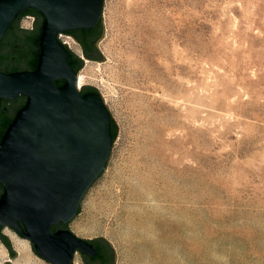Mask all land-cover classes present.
<instances>
[{"label": "rangeland", "instance_id": "1", "mask_svg": "<svg viewBox=\"0 0 264 264\" xmlns=\"http://www.w3.org/2000/svg\"><path fill=\"white\" fill-rule=\"evenodd\" d=\"M100 25V60L58 36L117 128L67 228L114 264H264V0H102Z\"/></svg>", "mask_w": 264, "mask_h": 264}, {"label": "water", "instance_id": "2", "mask_svg": "<svg viewBox=\"0 0 264 264\" xmlns=\"http://www.w3.org/2000/svg\"><path fill=\"white\" fill-rule=\"evenodd\" d=\"M101 11L102 0H0V229L50 264H73L77 251L84 264H114L106 240L67 228L117 131L97 90L77 88L84 58L101 59ZM23 16L34 18L33 30L19 28ZM60 34L80 44L82 61ZM0 240L16 256L7 236Z\"/></svg>", "mask_w": 264, "mask_h": 264}, {"label": "bare ground", "instance_id": "3", "mask_svg": "<svg viewBox=\"0 0 264 264\" xmlns=\"http://www.w3.org/2000/svg\"><path fill=\"white\" fill-rule=\"evenodd\" d=\"M82 85V77L77 75V88H79ZM6 235L11 240L12 246L17 254L16 260L13 262V264H31V255L27 246L26 239L20 237L10 232H5ZM0 256H2V253L0 252ZM50 264V263H49Z\"/></svg>", "mask_w": 264, "mask_h": 264}, {"label": "flooded vegetation", "instance_id": "4", "mask_svg": "<svg viewBox=\"0 0 264 264\" xmlns=\"http://www.w3.org/2000/svg\"><path fill=\"white\" fill-rule=\"evenodd\" d=\"M33 21H34V18H33ZM80 48H81V46H80ZM81 50H82V48H81ZM82 53H83V51H82ZM2 233V232H1ZM96 238H98V237H96ZM92 240V239H91ZM105 240V239H104ZM1 241V240H0ZM107 241V240H106ZM108 242V241H107ZM1 243H2V241H1ZM109 243V242H108ZM2 245L5 247V245L2 243ZM109 245H110V243H109ZM111 246V245H110ZM111 248H112V246H111ZM113 249V248H112ZM5 250H6V252H7V256H8V260H5V262L7 261V262H10L11 263V259L12 258H10L9 257V254H8V249L5 247ZM114 251V250H113ZM77 252H79V251H77ZM79 255H80V261H81V264H84V262H83V260H82V257H81V254H80V252H79Z\"/></svg>", "mask_w": 264, "mask_h": 264}, {"label": "trees", "instance_id": "5", "mask_svg": "<svg viewBox=\"0 0 264 264\" xmlns=\"http://www.w3.org/2000/svg\"><path fill=\"white\" fill-rule=\"evenodd\" d=\"M23 17H24V16H23ZM30 17H31V16H30ZM21 18H22V17H21ZM32 18H33V17H32ZM100 34H101V33H100ZM99 37H100V36H99ZM98 39H99V38H98ZM98 39H97V40H98ZM97 40H96V41H97ZM96 41H95V42H96ZM95 42H94V43H95ZM68 51L71 52L69 49H68ZM71 53H72V52H71ZM72 54H73V53H72ZM73 55H74V54H73ZM74 56H75V55H74ZM75 57H77V56H75ZM84 57H85V56H84ZM77 58H78V57H77ZM85 58H87V57H85ZM78 59H79V58H78ZM87 59H88V58H87ZM79 60H80V59H79ZM81 67H82V66H81ZM80 69H81V68H80ZM80 69H78L77 73L79 72ZM113 123H114V122H113ZM114 138H115V137H114ZM1 230H2V228L0 229V233H1ZM1 234H2V233H1Z\"/></svg>", "mask_w": 264, "mask_h": 264}]
</instances>
